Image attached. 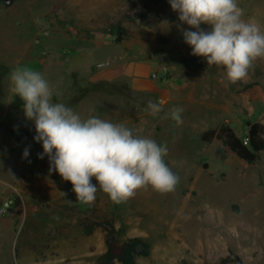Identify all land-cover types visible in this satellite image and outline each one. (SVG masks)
<instances>
[{
  "label": "rangeland",
  "instance_id": "1",
  "mask_svg": "<svg viewBox=\"0 0 264 264\" xmlns=\"http://www.w3.org/2000/svg\"><path fill=\"white\" fill-rule=\"evenodd\" d=\"M238 4L242 18L264 30V0ZM132 11L147 12L149 25L127 19ZM172 14L179 15L168 0H14L10 6L0 0V81H5L0 102L11 72L20 66L40 73L45 66L42 74L52 85L61 72L106 63L101 76L88 70L73 77L79 87L93 90L100 77L132 78L128 62L150 61L161 90L129 101L127 113L119 109L123 119L118 123L126 125L128 114L135 124L126 126L134 134L166 144L165 161L180 177L174 192L149 187L119 204L102 190L91 205L77 202L71 182L56 172L38 174L46 187L37 189L46 191L44 197L16 183L21 204L15 213L0 211V264H97L106 249L105 232L98 228L86 235L82 221L106 218L114 219L120 242L140 237L149 243L150 255L137 257L136 264H218L230 253L243 264H264V151L248 163L229 149L221 157V140L201 139L204 131L222 125L244 139L247 121L264 125V60L237 83L228 81L225 67L209 66L202 56L201 68L185 65L182 60L192 56V48L180 29H195L167 20ZM118 26L124 30L120 42ZM201 28L210 31L212 26ZM248 83L253 86L246 90ZM102 100L96 104L102 111L110 105L117 110L128 101L125 92ZM149 100L163 102L159 116L146 111ZM173 107L183 108L180 124L163 118ZM9 138V133L0 134V158L17 155ZM92 183L99 186L95 178Z\"/></svg>",
  "mask_w": 264,
  "mask_h": 264
},
{
  "label": "clouds",
  "instance_id": "2",
  "mask_svg": "<svg viewBox=\"0 0 264 264\" xmlns=\"http://www.w3.org/2000/svg\"><path fill=\"white\" fill-rule=\"evenodd\" d=\"M179 13L181 31L192 55L206 58L209 66H223L230 83L245 80L258 60H264V30L244 20L238 0H168ZM211 25L210 31L201 28ZM12 90L23 101L26 119L35 124L34 139L42 142L40 159L49 158L51 172L70 181L77 202L91 205L102 190L114 203H123L151 187L159 193L174 192L180 177L165 161L166 144L134 134L123 123L99 116L82 118L71 107L53 102L49 82L28 66L11 72ZM146 111L156 117L163 102L147 103ZM183 108L173 107L163 118L182 123ZM29 156V149L23 152ZM98 181V187L92 183Z\"/></svg>",
  "mask_w": 264,
  "mask_h": 264
},
{
  "label": "crops",
  "instance_id": "3",
  "mask_svg": "<svg viewBox=\"0 0 264 264\" xmlns=\"http://www.w3.org/2000/svg\"><path fill=\"white\" fill-rule=\"evenodd\" d=\"M128 63L127 66L129 65L130 67L129 69L133 75L132 78L129 77V79L125 81H120V79H117V75V77H100L94 81L95 85L93 84V90H87V88L84 86L79 87L73 77L78 75V72H84L85 74V72L88 70H98L99 72L97 74H99L98 76H101L102 71L105 70L104 67L106 66V63L99 64V67H97L95 64H81L69 71L66 75L61 72L62 78L58 79L57 83L52 85L50 84L53 94V102L63 103L66 106L71 107L75 112L79 113L81 117L85 119L90 116H99L104 120L118 123L119 118L123 119L121 115H119V113L122 112L121 110H124V112L127 113V108L131 106H128L129 101H132L135 97H141L144 95L148 96L151 93H156L161 90L160 81L154 79L152 74L153 63L150 61H144L138 65L132 62ZM44 67L41 69L42 72ZM137 67H140V69L138 70ZM68 77H70V79H68ZM3 82L5 81L1 80L0 84ZM102 84L104 86L106 85V87L102 88ZM119 86H123L120 91L118 89ZM4 92V102H2L3 100L0 102V134H10L8 141L10 143L11 149L14 150V154L17 155H13L10 159H3L6 157V154L3 153L1 155L3 157L0 158V182L3 183V187L0 188L2 189L0 190V207L4 201L13 197L14 195L11 190L10 194L8 195V188L11 187L13 188L12 190H14V188H17L15 187L16 183L19 182H23L25 190L29 191L31 194H34L38 197H44L43 195L46 191L44 189L38 191V189L39 186H46H44L43 181L40 182L38 180V174H47L50 168L49 158L45 156L43 159H40L38 156V154L43 153L42 142H37L34 139L36 135L35 124L33 121L26 119L23 111V101L12 90L11 81H8V83L5 85ZM123 92H125L128 101L126 104L120 105L121 108H118V111L115 110L112 105L103 111L100 110V106H96L98 102L100 104L103 103L102 98L106 100L108 99V96L116 97L117 94H122ZM124 120L128 126L135 124L132 122L133 118L128 114H125ZM4 148L6 147L4 146ZM26 148L29 149V156L24 158L23 152ZM15 150H18L19 152ZM56 173L59 175L58 172ZM2 176H5L6 179H4ZM59 177L63 179L60 175ZM13 183L15 185H13ZM38 183L41 184L39 185ZM15 206H17V204H15ZM15 206H13L11 213L16 212Z\"/></svg>",
  "mask_w": 264,
  "mask_h": 264
},
{
  "label": "trees",
  "instance_id": "4",
  "mask_svg": "<svg viewBox=\"0 0 264 264\" xmlns=\"http://www.w3.org/2000/svg\"><path fill=\"white\" fill-rule=\"evenodd\" d=\"M178 17L179 15L172 14L167 17V20L175 22L179 20ZM126 18L131 21L138 20L145 26L149 25V15L145 11H132L127 14ZM118 28L120 29V36L117 38V41L120 42L122 40L121 34L124 30L122 27L118 26ZM182 62L187 66L196 65L197 68L202 67L200 59L195 55L183 58ZM252 86L253 83H248L244 88L248 90ZM247 126V142L238 136L229 125L208 129L202 133L201 139L204 142H210L214 139L221 140L224 146L218 149V154L223 158L226 149H229L241 159L248 163H253L258 159L259 154L264 151V125L261 122L247 121ZM69 185L73 188L72 183H69ZM16 204L17 206L21 204L19 198H17ZM82 227L86 235H91L98 228L105 232L106 249L98 257L97 264H136L137 257H147L150 255L149 243L140 237H134L120 242L117 238L118 229L115 226L113 218L95 221L84 219L82 221ZM218 264H243V261L240 256L230 253L220 259Z\"/></svg>",
  "mask_w": 264,
  "mask_h": 264
},
{
  "label": "built area",
  "instance_id": "5",
  "mask_svg": "<svg viewBox=\"0 0 264 264\" xmlns=\"http://www.w3.org/2000/svg\"><path fill=\"white\" fill-rule=\"evenodd\" d=\"M244 141L247 142L248 141V137H245ZM13 193H14L13 197H11V198H9V199H7L6 201L3 202L1 210H0L2 214L10 213L12 208H13V206H15L16 201H17L16 195L18 194V189L14 188Z\"/></svg>",
  "mask_w": 264,
  "mask_h": 264
},
{
  "label": "water",
  "instance_id": "6",
  "mask_svg": "<svg viewBox=\"0 0 264 264\" xmlns=\"http://www.w3.org/2000/svg\"><path fill=\"white\" fill-rule=\"evenodd\" d=\"M13 1H14V0H4V4H5L6 6H10V5L13 3ZM196 70H198V69L196 68Z\"/></svg>",
  "mask_w": 264,
  "mask_h": 264
}]
</instances>
